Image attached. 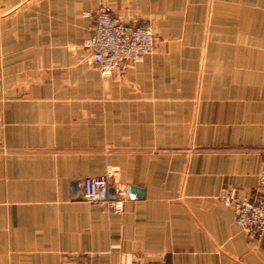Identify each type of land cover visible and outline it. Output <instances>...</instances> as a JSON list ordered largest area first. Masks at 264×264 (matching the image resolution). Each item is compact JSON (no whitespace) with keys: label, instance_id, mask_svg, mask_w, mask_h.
Masks as SVG:
<instances>
[{"label":"crops","instance_id":"obj_1","mask_svg":"<svg viewBox=\"0 0 264 264\" xmlns=\"http://www.w3.org/2000/svg\"><path fill=\"white\" fill-rule=\"evenodd\" d=\"M99 6L157 35L120 80L87 62ZM263 162L264 0H0V264H264L218 199Z\"/></svg>","mask_w":264,"mask_h":264},{"label":"built area","instance_id":"obj_2","mask_svg":"<svg viewBox=\"0 0 264 264\" xmlns=\"http://www.w3.org/2000/svg\"><path fill=\"white\" fill-rule=\"evenodd\" d=\"M92 16L91 36L84 41L83 47L88 53V64L101 78L122 79L132 66L153 51L157 36L150 27L130 25L104 6H99ZM113 179L111 170L101 176L85 178L82 181L83 201L87 204L99 202L101 192L113 187ZM114 190V198L105 203L114 213L121 214L128 194L124 188ZM218 199L234 210L237 222L249 234L264 236V162L254 199L239 196L233 188L221 190Z\"/></svg>","mask_w":264,"mask_h":264},{"label":"water","instance_id":"obj_3","mask_svg":"<svg viewBox=\"0 0 264 264\" xmlns=\"http://www.w3.org/2000/svg\"><path fill=\"white\" fill-rule=\"evenodd\" d=\"M138 192H140V191H138V190L135 189V188H128V189H127V193H131V194H133V193H137V194H138ZM110 193L112 194V196H111L110 199H113V197H114V193H115V190L111 189V190H110ZM139 195H140V194H139ZM139 197H140V196H139Z\"/></svg>","mask_w":264,"mask_h":264},{"label":"rangeland","instance_id":"obj_4","mask_svg":"<svg viewBox=\"0 0 264 264\" xmlns=\"http://www.w3.org/2000/svg\"><path fill=\"white\" fill-rule=\"evenodd\" d=\"M154 33V32H153ZM155 34V33H154ZM156 35V34H155ZM157 36V35H156Z\"/></svg>","mask_w":264,"mask_h":264}]
</instances>
